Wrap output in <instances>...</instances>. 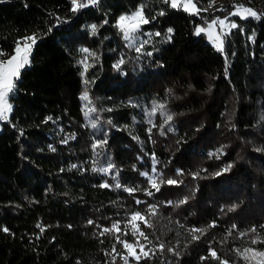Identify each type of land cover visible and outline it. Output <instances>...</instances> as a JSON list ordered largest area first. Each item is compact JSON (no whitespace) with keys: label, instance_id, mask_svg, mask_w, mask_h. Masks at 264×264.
<instances>
[{"label":"trees","instance_id":"16d2710c","mask_svg":"<svg viewBox=\"0 0 264 264\" xmlns=\"http://www.w3.org/2000/svg\"><path fill=\"white\" fill-rule=\"evenodd\" d=\"M238 1L259 18L236 17L219 52L196 29L234 1L196 16L163 0H0V59L37 36L0 132V264H123L117 237L136 213L153 251L139 264H247L239 252L264 250V0ZM137 10L143 53L116 27Z\"/></svg>","mask_w":264,"mask_h":264},{"label":"snow or ice","instance_id":"6c2138e0","mask_svg":"<svg viewBox=\"0 0 264 264\" xmlns=\"http://www.w3.org/2000/svg\"><path fill=\"white\" fill-rule=\"evenodd\" d=\"M164 3H168L169 0H163ZM90 3L95 4L96 0H90ZM72 4H73V11H76L78 7H86V4H78L77 0H72ZM171 7L172 8H177L178 4H177V0H171ZM183 9L185 11H193L196 10V4H194L192 2V0H188V2L186 4H184ZM206 11V9H205ZM245 11L253 17L257 16V13L255 11H253L251 8H246ZM161 15H163L164 13L161 12ZM149 23V19L145 18V16L141 13V12H136L134 15L132 16H121L120 17V21L118 24V27L120 28L121 32L123 33V37L126 41L134 42L136 40L137 37V33L141 32V25L142 24H147ZM224 24V20H216L213 19L211 21V23L209 24V28L212 27V25L215 24ZM96 25H92V31L93 33H95L96 31ZM231 28H237V24L236 23H232L230 25ZM205 29L204 28H200L197 27L196 29V34L200 35L201 32H204ZM168 32L171 33L172 29H168ZM143 34V33H141ZM156 36H160L161 33L157 32L155 33ZM37 43V36L35 35H31V36H26L23 38V43L18 42L16 44V47L14 49V54H9V58L5 59H0V121H8L10 118V113L12 111V104H11V94H13L16 90V82L18 81V79L21 76V70L24 69L26 66H28L30 64V54L32 51V47L33 45H35ZM147 41H142L140 42V44L138 46L135 47V51L137 53H140L142 48L144 47V44H146ZM219 50L223 51V45L222 43L220 45H218ZM82 51L84 52H88V49H83ZM0 52H2V50H0ZM148 55H151V52L147 53ZM124 61L121 60L120 64H123ZM117 67H119V65H117ZM84 100H88V95L87 93H85ZM159 108L163 109L164 105H159ZM156 108H153V113L156 112ZM89 111H95L94 108H89ZM172 117L171 115L167 116V120L171 121ZM155 126V125H154ZM93 127H95V125H93ZM149 131H151L149 129ZM99 145H103L104 143H106V141L102 140L98 142ZM97 145H94V148ZM75 167V166H74ZM112 166L109 165V168H101L99 169L101 172L107 173L109 171V169ZM96 170V169H93ZM153 172V176L148 177L149 180L152 181V186L156 189V191H159V186L156 184V177L160 176L159 173L156 172V168L153 167L152 169ZM143 175H147L146 173ZM195 178V176H194ZM164 180L161 177V183H163ZM166 183L168 185H174L177 184L178 181L174 180V179H167ZM108 184H104L102 185V187H108ZM116 187H120L119 184L116 185ZM125 191H135V189H124ZM149 195H151L152 193H148ZM139 203V201H137ZM184 202V201H182ZM153 209L155 208V206H152ZM138 219H143V217L140 216L139 213H136L135 215H133L131 217L132 221H136ZM92 221H89V224H92ZM235 228V225L233 226ZM113 228H116L117 230H119V224H114ZM4 231H8L6 228L4 229ZM111 231V229L105 227L101 233V235H103V233L105 232H109ZM193 231H196V229H194ZM252 231H256L255 228L252 229ZM133 235H135V231L133 232ZM141 236H144L143 232H140ZM145 239H147V236H144ZM193 239H197L196 236L192 237ZM118 242L123 244V247L128 251V253L131 256H134L136 258V260L138 261L140 259L139 255H137L136 252V248L133 246L132 243H129L127 241H120L119 237H117ZM253 243H256V241L254 240ZM161 249H163V245L160 246ZM143 247H141V252H143ZM113 251H115V248H113ZM247 252H251L252 253V257H255L257 255H259L260 257L264 258V251L261 252H254L251 249H247ZM211 255L213 257H215L217 254L216 252L213 250L211 251ZM247 258V257H246ZM261 264H264V260L261 261Z\"/></svg>","mask_w":264,"mask_h":264},{"label":"rangeland","instance_id":"374dc122","mask_svg":"<svg viewBox=\"0 0 264 264\" xmlns=\"http://www.w3.org/2000/svg\"><path fill=\"white\" fill-rule=\"evenodd\" d=\"M70 1L72 3V0H70ZM232 1H234V3H235L234 4V10L231 12L229 17L223 19L224 20V24L223 25L217 23L215 25H212L211 28H209L208 26L211 23V22H209L206 26L200 27V28H204L205 29V31L201 32V34L205 36L207 43L210 46H212L214 48V50L220 52L221 50H219L218 45H220L222 43V45L224 46V38L226 36H228L234 29H236V28H231L230 27V25L232 23H236L237 24L238 20H236V17L238 19H241V20H244V19H247V18L258 19L259 18V13L252 9L253 11H255L257 13V16L256 17L250 16L245 11L246 7H243L242 5H240L238 0H208L207 2H201V1H197V0H192V2L194 4H196V10H193V11H185L183 9L184 4H186L188 2V0H177V4H178L177 8H180L181 10L187 12L188 14H192V15H196L197 16L199 14H207V13L218 12V11L224 9L225 5L227 3H230ZM98 2H99V0H96V3L92 4V3H90V0H77L78 4H86L87 6L96 5ZM169 3L171 5V0H169ZM205 9H206V11H205ZM136 12H141V11L137 10ZM136 12L132 13L131 15H125V16H132ZM216 20H221V19L217 18ZM119 21H120V17L117 20L116 27L121 32L120 28L118 27ZM143 25L144 24L141 25V32L137 33L136 40L134 42H131V43L124 39L123 33L121 32L122 37H123L124 41L126 42V44L128 46L132 47L133 49H135V47L138 46L140 44V42L146 40L147 43H148L151 40V34L145 33V32L142 31V26ZM141 33H143V34H141ZM19 42L23 43V39L20 40ZM146 44H144V46ZM33 47H34V45H33ZM33 47H32V50H33ZM140 53H143L142 50H141ZM13 54H14V51H13ZM31 55H32V51H31V54H30V58H31ZM28 66H26V67H28ZM11 96H12V94H11ZM89 108H93L91 106V103H90L89 99L86 101V100H84L82 98V110H83V115H84V118H85V123L89 127H93V125H95V127H93V128L97 129L100 126H99V123L96 120L95 112L94 111H89ZM5 123H6V121H0V132L2 130L3 124H5ZM153 175H154L153 172H151L150 174H147V175H144V176L148 179V177L153 176ZM149 183L152 185V181L151 180H149ZM133 215H135V214H133ZM132 216H130L128 218V220L126 221L128 229H129V231L131 233L130 236H129V241L128 242L132 243L133 246L136 248L137 255H139L140 259L137 261L136 258L134 256H131L128 253V251L126 250V254H125V257H124V260H123V264H139V262L142 259H144V258L146 259V258H148V257L153 255V251L151 250L152 248H150V246H148V244L146 243L144 238L140 235V232H142L140 229H141V222L143 221V219H138L136 221H132L131 220ZM134 231H135V235H133ZM141 247H143V249H144L143 252H141ZM246 250H243V251L239 252L238 254L241 257V259L244 260L247 264H261V261L264 260V258L260 257L259 255L255 256V257H252V253L251 252H247ZM252 251L257 252V253L261 252V251H256V250H252Z\"/></svg>","mask_w":264,"mask_h":264}]
</instances>
